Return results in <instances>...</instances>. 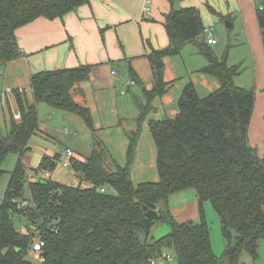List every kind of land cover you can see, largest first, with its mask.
Masks as SVG:
<instances>
[{
    "label": "trees",
    "instance_id": "obj_1",
    "mask_svg": "<svg viewBox=\"0 0 264 264\" xmlns=\"http://www.w3.org/2000/svg\"><path fill=\"white\" fill-rule=\"evenodd\" d=\"M89 1L0 0V67L22 57L16 38L19 29L39 18L63 19ZM257 19L264 43V9H257ZM165 28L170 44L148 56L153 88L144 91L148 103L138 122L147 118L152 101L174 85L165 80V59L179 56L188 45H194L207 60L199 73L215 78L220 87L201 98L189 82L179 99L178 114L149 122L157 150V182L135 184L131 178L140 127L129 134L128 163L121 166L99 138L90 108L75 100L77 86L91 78V66L33 75V103L25 89L13 91L20 119L10 112V130L0 135V178L7 157L16 154L20 158L9 173L0 204V264H34L29 259L32 236L16 228L14 215L42 224L44 264H152L167 249L175 251L177 264H242L244 254L254 261L259 258L264 242V157L249 141L255 91L235 84L241 67L228 66L227 55L219 57L207 43L197 8L173 10ZM43 103L77 115L92 131V154L85 161L71 160L73 171L83 174L82 183L90 187L30 180L22 157L40 131L39 105ZM60 159L61 155L44 157L31 171L35 177L45 171L54 173ZM189 189L197 193L200 221L180 223L171 212L170 198ZM25 198L32 200L33 207L21 208L16 202ZM206 202L220 218L225 242L220 258L213 250L203 209ZM143 207L157 211L158 218L147 217ZM158 223L168 224L171 231L152 240V229Z\"/></svg>",
    "mask_w": 264,
    "mask_h": 264
},
{
    "label": "crops",
    "instance_id": "obj_2",
    "mask_svg": "<svg viewBox=\"0 0 264 264\" xmlns=\"http://www.w3.org/2000/svg\"><path fill=\"white\" fill-rule=\"evenodd\" d=\"M146 1L90 0L88 4L67 14L63 19L39 18L16 33L22 57L5 67H0L2 100L8 102L10 112H13L17 117L20 114L13 91L25 89L28 101L33 103V94L30 88L33 75L91 66V78L87 83L77 86L75 100L90 108L99 138L121 166H126L128 163L129 134L136 132L140 127L141 134L137 143L133 170V163L131 165V178L135 184L148 182L146 180L150 178L151 174L155 179L159 178L156 168L157 150L150 133L149 122L174 118L173 116L178 114L177 105L183 89L189 83H184L183 86L177 88L179 89V93L175 97L178 99L177 103L169 95L171 90L163 97L155 98L151 103V112L143 122L139 123L141 110L148 103L144 91H150L153 88V73L148 56L154 50H162L169 46L170 40L165 23L166 17L173 10L197 8L201 12L203 24L206 26L215 22L212 15L214 12L217 14L214 2L218 0H150L151 10L148 15L144 12ZM233 1H235V10L241 13L246 25V34L254 53L255 69L257 71V67H261L260 71L262 72L264 70V43L257 19L256 1ZM219 17L233 26L230 14L226 16L222 14ZM186 47L182 52L187 49ZM169 58L171 57L165 59V80L175 84L178 80L176 77L179 75H170ZM207 64L199 61L197 67L189 66L187 72L199 73ZM199 75H202L199 80H202L207 88L218 87L219 82L211 80L215 78ZM192 80L194 81L193 78ZM132 82L135 84H131ZM9 94L12 95L14 104L9 102ZM41 107L42 104L39 105V109H42ZM65 113L66 115L70 114ZM261 118L256 112L255 101L249 141L251 146L257 150L258 155L263 158L264 121ZM5 126L7 129L6 120ZM41 127L42 125H40L39 133L29 143L31 150L36 146L40 151L39 166L44 157L53 158L56 155H61L62 158L64 153L42 143L41 138L46 137L47 140L48 136L45 133V128ZM36 136L39 139L34 144L33 139ZM26 156L27 153L22 159L29 170ZM74 158L79 161L86 160L85 157L78 154H75ZM68 169H71L70 172ZM68 169L58 166L56 171L51 174V179L72 187H90L89 183H82L80 176L71 167ZM29 175L32 181L42 178L41 174L35 177L32 171H29ZM189 198L197 199V193H191ZM179 203V201L170 203L173 214H175V208ZM175 216L177 215L175 214ZM250 261V264H264V242L260 245L259 258L256 261Z\"/></svg>",
    "mask_w": 264,
    "mask_h": 264
},
{
    "label": "rangeland",
    "instance_id": "obj_3",
    "mask_svg": "<svg viewBox=\"0 0 264 264\" xmlns=\"http://www.w3.org/2000/svg\"><path fill=\"white\" fill-rule=\"evenodd\" d=\"M255 1L257 9H264L262 0ZM234 4L235 1L233 0H218L214 2V9L217 14L213 13L212 16L214 17L215 22L213 24H208L205 27H213V37L218 42L216 45L211 46L213 51L219 57H224L225 55H227L228 66L241 67V73L235 78V84L239 87L253 89L255 91L256 112L259 113L260 117H262L261 119L264 121V70L261 72V67H257V71L255 69L253 56L254 53L246 34V25L243 22L241 13L235 10ZM222 14L225 16L229 14L231 15L233 23V26L231 28H227L226 20L220 19L219 16ZM186 48L187 49H185L181 53V55L169 58L170 75H179L176 77L178 80L174 84L169 94L174 98V101L176 103L178 99H175V97L179 93V89L177 88L183 86L184 83H188L191 81L194 82L196 79V82H194V84L201 98L207 97L210 93L216 91L220 87V84L218 83V87L207 88L206 84H203V81L199 80L200 76H202L199 75L200 73L187 72L189 66L197 67V65H199V61L207 63V60L204 56L200 55L199 51L194 45H188ZM192 78L194 79V81L192 80ZM2 96L3 91L1 90L0 134H7L10 130V108L8 106V102L6 100H2ZM9 99V102L11 104H14L12 95L10 94ZM79 103L82 104V102ZM41 108L42 109H39L40 125H42L43 129L45 128V133L48 136L47 140L46 137L41 138L42 143L48 144L61 153L66 151L67 149H71L75 154H78L85 158L89 157L92 154L94 148V140H92L93 133L80 117L74 114L66 115L64 111L55 109L44 103L42 104ZM5 120L7 122V129L5 126ZM37 139H39V137L37 136L33 139L34 144ZM18 159V155L10 154L3 163L5 174L0 178V204L5 196L8 187L10 179L9 173L15 169ZM39 161L40 151L36 146H34L33 150L28 152L26 156L27 166L29 167L28 171H31V169H37L39 166ZM133 168L134 163L132 166V170ZM70 170L71 169H68L69 172ZM77 175L80 176V174ZM156 179L154 178V175L151 174L150 178L146 181L157 182L159 178L157 177ZM26 193H28L27 189ZM191 193L196 194V191L194 189H189L184 191L183 193H177L170 198V203L176 201L180 202L175 208V214L177 216L172 213L175 219L180 223L200 221V206L198 197L197 199L189 198ZM183 199L187 200L182 201ZM203 209L210 228L213 250L215 254L220 258L222 257L225 249V242L222 235L220 218L210 202L204 203ZM14 223L16 228L19 230L23 229L29 224L26 218L20 215H14ZM170 231L171 228L168 224L158 223L155 226L154 230L151 232L150 239L158 240L168 235ZM29 259L32 260V257L29 256ZM250 260H253L250 255L244 254L242 256L243 264H250ZM156 264H177L175 251L172 249L165 250L162 258L158 259L156 261ZM223 264L226 263L224 262Z\"/></svg>",
    "mask_w": 264,
    "mask_h": 264
},
{
    "label": "built area",
    "instance_id": "obj_4",
    "mask_svg": "<svg viewBox=\"0 0 264 264\" xmlns=\"http://www.w3.org/2000/svg\"><path fill=\"white\" fill-rule=\"evenodd\" d=\"M150 5L151 2L150 0H147L144 6V12L145 14L150 13ZM213 28L209 27L205 29V37L207 40V43L210 46L216 45L218 42L217 40L213 37ZM131 84H135V82H132ZM16 119H20V115L15 117ZM75 157V154L72 150L67 149L64 151L62 158L59 161V166L65 169H68L71 167V160ZM51 172H41L42 178L44 180H50L51 179ZM106 190L102 189L101 192L104 193ZM19 203L21 208H29L33 207V202L30 198H25L20 201H16ZM41 223H29L28 226L24 227L23 229L20 230V232L24 235L32 236V246L30 250V256L32 257V261L34 264H44L45 262V257H44V248L46 245L45 240L43 239L40 231ZM168 258V257H167ZM152 264H156L153 262Z\"/></svg>",
    "mask_w": 264,
    "mask_h": 264
},
{
    "label": "water",
    "instance_id": "obj_5",
    "mask_svg": "<svg viewBox=\"0 0 264 264\" xmlns=\"http://www.w3.org/2000/svg\"><path fill=\"white\" fill-rule=\"evenodd\" d=\"M227 28H231L232 25L227 22L226 23ZM85 178V176L83 174H80V180L82 181ZM143 210L146 212L147 217L151 218V219H157L158 218V212L157 211H153V210H149L147 207H143Z\"/></svg>",
    "mask_w": 264,
    "mask_h": 264
}]
</instances>
